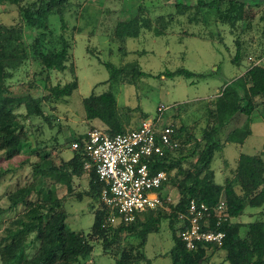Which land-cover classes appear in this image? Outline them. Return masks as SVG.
<instances>
[{
    "label": "rangeland",
    "instance_id": "rangeland-1",
    "mask_svg": "<svg viewBox=\"0 0 264 264\" xmlns=\"http://www.w3.org/2000/svg\"><path fill=\"white\" fill-rule=\"evenodd\" d=\"M29 1L31 0H0V24L13 25L19 22V6ZM70 1L72 6L65 15L66 34L69 39L72 38L69 65H74L78 89L71 96L56 101L49 88L65 85L73 81L74 76L69 70L48 71L34 59L27 60L20 68L11 72V78L0 82V87L7 90L1 91L6 102L11 103L9 106L32 96L43 99L44 111V116L25 119L24 106L15 109L20 125L26 132L30 149L37 154H20L7 159L4 152H0V240L5 237L8 228H16L14 221L27 210L25 205H20L14 211L1 213L8 206L9 193L29 183L38 182L33 180V163L41 161L45 156L52 159L54 164L60 165L61 161L73 157V137L86 135L94 127L107 128L98 122L100 120L93 122L94 120L87 118L84 98L92 93H113L119 119L126 131L136 129L148 117H156L159 106H165L163 123L185 128L182 136H178L180 146L172 155L179 156L181 152L188 155L197 146L201 151L206 145L203 137L204 130L210 128L208 111L215 98L221 94L222 88L244 75L251 65H264V0H234L243 1L246 6L244 19L236 21L234 27L218 19L208 7L198 9L199 0ZM177 4L188 6L190 10L178 12ZM225 7L226 3H223V8ZM162 16L171 20L164 35L156 36L153 30L144 28L138 37L121 40L116 35L119 22L134 18L150 19L153 29H159L160 25L156 20ZM194 17L197 20L191 22ZM50 30L53 34L45 43L46 52L49 47L58 48L54 41L63 33L58 14L51 15ZM26 40L29 42V38ZM237 56L239 67L234 62ZM134 62L149 76L138 78L135 82L131 79V83L130 79L122 76L114 85L108 84L110 72L106 63L123 67ZM182 68L204 77L187 79L183 76L168 78L164 75L168 71ZM263 101L257 99V108L250 123L251 134L243 145L227 143L226 139L232 130L245 124L246 115L235 117L226 128L218 131L219 139L225 144L216 152L211 163L215 183L224 185L226 179L236 177L242 153L263 154L264 159ZM189 135L196 140L183 144V139ZM198 158L199 155L188 158L183 162V167L189 168ZM175 173L176 170L172 171L170 177ZM83 176L80 179L74 178V193L87 189L89 175L85 172ZM46 184L53 190L54 200L57 197L65 199L64 207L69 212L66 221L68 228L83 232L90 240L93 250L87 264H117L123 251L131 255L135 264H172L170 251L174 246V238L170 214L172 206L179 202L180 194L171 183H168L162 193L166 203L161 208L164 218L160 230L149 234L144 243L134 233L125 232L120 241L108 249H105L102 240L90 236L94 211L101 208L99 199L78 202L74 195L67 196L65 187L55 185L50 180ZM235 188L237 193H243L240 186ZM30 200L36 202L37 194H33ZM140 219H143V215ZM255 220L264 221V206H248L242 216L232 219L243 224ZM176 226H180V223H176ZM245 233L246 228L242 230V235ZM32 237L31 235L29 241ZM37 247L38 243L29 248V254L33 255ZM208 254L206 264H229L226 253L221 249L210 248Z\"/></svg>",
    "mask_w": 264,
    "mask_h": 264
},
{
    "label": "trees",
    "instance_id": "trees-1",
    "mask_svg": "<svg viewBox=\"0 0 264 264\" xmlns=\"http://www.w3.org/2000/svg\"><path fill=\"white\" fill-rule=\"evenodd\" d=\"M223 3H226L225 8ZM71 6L70 0H31L19 6V22L13 25L0 24V82L11 78V72L20 68L27 60L34 59L48 71L69 70L74 76L73 81L65 85L49 88L51 96L56 101L71 96L78 89L79 82L74 65H69L72 56V38L69 39L66 34L65 15ZM197 6L200 10L208 7L210 11L215 12L218 19L232 27L236 21L244 19L246 12L243 1L199 0ZM176 7L178 12L190 10L183 4H177ZM53 14L59 15L63 33L54 41L58 48L49 47L46 52L45 43L53 34L50 30V17ZM165 18L162 16L156 20L160 25L159 29H153L150 19L134 18L119 22L116 35L121 40L138 37L143 28L153 30L156 36L164 35L171 24V20ZM195 20H197L196 17L191 19V22ZM49 42H52V39H49ZM237 54L239 56L240 51ZM238 56L234 62L239 67ZM105 66L110 72V79L107 81L109 85L117 83L122 76L124 79H130V83L131 79L135 82L138 78L149 76L137 62L128 63L123 67H116L111 63H106ZM164 75L168 78L183 76L187 79L204 77L183 68L168 71ZM1 90L7 91L0 87V152H4L7 159L15 158L20 154L31 155L34 152L37 154L30 149L26 132L20 125L15 109L24 106L25 119L44 116L43 99L29 96L11 107L9 106L11 103L6 102ZM257 99L264 100V67L254 64L244 75L223 87L221 94L215 98L213 106L208 111L210 128L204 130L203 139L206 140V145L201 151L197 146L188 155H183L182 152L179 156L167 153L163 158L155 159L151 172L165 171L170 177L172 171L176 170L175 175L170 177L169 183L180 194V200L172 206L170 214L174 238V246L170 251L172 264H206L210 248L223 250L229 264H264V221L255 220L245 224L232 221L242 216L248 206L255 208L264 206L263 154L242 153L239 157L236 177L226 179L224 185L214 182L211 170V163L216 152L225 144L219 139L218 131L226 128L235 117L246 115L245 124L232 130L226 139L227 143L243 145L251 134L250 123L253 121V113L257 108ZM83 104L89 120H100L111 134L127 132L119 119L116 97L110 91L102 94L92 93L83 99ZM169 125L174 128V138L178 141V136H182L185 128L176 127L174 124ZM86 137L81 135L72 138V144L80 143L81 151H74L73 157L68 161H61L60 165L54 164L52 159H47L45 156L41 161L33 163V180L38 182L24 185L7 195L8 206L2 209L1 213L14 211L20 205H25L27 210L23 216L14 221L16 228H8L5 237L0 240L2 264H87L89 261L93 250L90 240L83 232L68 228L66 221L69 212L64 207L65 199L57 197L54 200L52 198L54 192L46 184L50 180L55 185L65 187L67 196L74 195L78 202L85 199L95 200V198L100 201L103 183L95 172L88 174L87 189L74 193V178H81L85 174L84 164L88 160L87 155L82 153L83 141ZM187 138L183 139V144L196 140L192 135ZM195 155H199L197 162L191 164L189 168H184L183 162ZM167 185L168 183L160 189L161 194ZM236 186L241 187L242 194L237 193ZM33 194L38 196L36 202L30 200ZM223 196L226 202L227 220L218 224V219L212 217L210 221V230L225 233L222 247L211 243H199L196 250H189L180 236L184 230L183 226H176V223L179 224L178 213L185 212L191 200L205 203L214 209ZM162 198L164 199L163 196ZM164 202L166 203L165 199ZM107 213L108 209L101 203V208L94 211V223L91 228L92 234H90L91 237L102 240L105 249L118 243L125 232L134 233L144 243L149 234L160 230V224L164 218L162 209H157L141 214L143 219H140L141 215H137V218L129 224L119 223L115 226H107ZM244 228L246 233L242 235ZM31 235L33 239L29 241ZM36 243H38L37 250L30 255L29 248ZM117 264L135 263L131 255L123 251Z\"/></svg>",
    "mask_w": 264,
    "mask_h": 264
},
{
    "label": "built area",
    "instance_id": "built-area-1",
    "mask_svg": "<svg viewBox=\"0 0 264 264\" xmlns=\"http://www.w3.org/2000/svg\"><path fill=\"white\" fill-rule=\"evenodd\" d=\"M164 111L165 106L160 105L156 117L143 120L126 133L111 134L105 127H94L86 134L82 153L88 160L84 170L95 172L103 183L100 202L108 209L107 226L129 224L137 215L164 207L160 189L170 177L165 171L152 173V166L156 158L180 146L174 128L162 121ZM72 150L81 151L80 143L74 142ZM212 217L218 224L227 220L225 199L214 209L191 200L186 211L178 213L184 228L180 236L189 250H196L199 243L222 247L225 233L210 230Z\"/></svg>",
    "mask_w": 264,
    "mask_h": 264
},
{
    "label": "crops",
    "instance_id": "crops-1",
    "mask_svg": "<svg viewBox=\"0 0 264 264\" xmlns=\"http://www.w3.org/2000/svg\"><path fill=\"white\" fill-rule=\"evenodd\" d=\"M260 65V64H259ZM261 66H263L264 67V65H262L261 64ZM98 120H94L93 122H97ZM98 122H100L101 124H103L101 121H98ZM68 160H70V159H66V160H64V161H68ZM84 176H82L81 178H83ZM80 179V178H79Z\"/></svg>",
    "mask_w": 264,
    "mask_h": 264
}]
</instances>
